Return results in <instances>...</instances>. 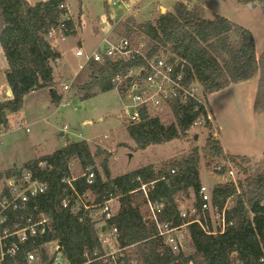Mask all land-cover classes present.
<instances>
[{
    "label": "trees",
    "instance_id": "1",
    "mask_svg": "<svg viewBox=\"0 0 264 264\" xmlns=\"http://www.w3.org/2000/svg\"><path fill=\"white\" fill-rule=\"evenodd\" d=\"M191 1L179 0L174 12L163 16L160 29L151 24L145 26L144 33L157 42L154 51L160 46L171 45L173 53L192 66L208 95L260 73L254 111L264 114V53L257 58L252 32L220 15L214 19L205 18V4L198 2L190 8L188 2ZM235 1L241 5L260 6L264 12V0ZM63 3L65 0L35 4L28 0H0V46L8 62L6 81L13 93L11 99L0 103L1 124L7 121L9 113L22 110L25 96L33 91L50 88L52 103L61 104L63 94L55 87L54 78V64L61 59V53L47 34L64 20V10L60 8ZM66 23L68 29L64 34L74 35L73 22L67 19ZM130 65L92 62L89 65L91 82L78 87L80 99L113 90L112 79L116 72ZM176 114L177 121L167 128L153 124L152 136L156 143H169L189 135L196 114L186 111ZM148 146L146 143L140 148ZM103 153H93L87 141L69 142L53 154L22 166L23 170H33L46 183L47 190L29 205L25 214L9 212L4 226L13 229L16 223L25 225L24 216L32 215L33 221H38L40 215H44L48 221L45 234L26 246L28 251L39 248L43 264H52L45 247L52 242L60 246L68 264H85L96 258L95 253H103L97 222L92 221L85 206L71 196L73 189L63 181L75 177L74 162L81 174L72 185L77 194L93 196V203L88 206L100 205L112 198L120 201V208L111 220L119 230V247L127 252L119 264H264V172L249 173L247 156L228 155L220 140L209 134L201 149H191L187 157L167 163L162 169L154 165L142 166L112 178L109 155L101 164L102 171L96 165V158ZM203 159L210 161V165L217 161V166L222 162L233 163L244 175L238 185L224 183L212 189L214 209L222 211L228 201L233 200L226 211L227 221L232 225L222 234L211 235L197 223L188 224L194 254L174 253L163 238L158 237L152 214H146L144 209L150 211L149 202L162 204L163 208L157 210L160 222L171 223L174 227L189 223L191 219L181 217L178 198L182 194L189 198L190 193H194L195 205L199 206ZM41 163H45V167H40ZM19 169L11 168L1 173L0 178L20 175ZM88 169L95 172L91 185L83 176ZM223 172L215 168L217 175ZM143 185H148L147 196L140 190ZM65 198H71L67 208L63 207ZM18 259L20 264H26L22 255ZM5 264L14 263L6 261Z\"/></svg>",
    "mask_w": 264,
    "mask_h": 264
},
{
    "label": "rangeland",
    "instance_id": "2",
    "mask_svg": "<svg viewBox=\"0 0 264 264\" xmlns=\"http://www.w3.org/2000/svg\"><path fill=\"white\" fill-rule=\"evenodd\" d=\"M28 1L34 4L42 0ZM115 1L117 0H65L77 28L76 35L60 40L56 45L52 42L63 56L61 62L54 66L55 87L59 92H64L61 84L71 83L75 73L79 71V65L83 63V59L75 54L79 43L83 44L86 53L92 54L102 37L110 32L112 39L122 37L142 39L145 37V26L153 24L160 29L163 16L167 12L173 13L179 0H124L114 6ZM208 1L210 4L207 0H192L190 8L197 2L205 4V18L214 19L216 15H220L249 29L254 36L256 55L259 58L264 53L262 8L241 5L235 0ZM160 6L166 9H161ZM104 18L108 24L102 23ZM117 21L120 22L116 24ZM112 24L117 25L115 30L111 27ZM127 26H130L129 29ZM159 32L161 33V30ZM4 59L0 46V88L4 92L0 93V103L7 89ZM259 78L260 73H257L248 81L233 84L209 95L210 105L217 117L214 127L200 128L194 133L189 132L183 139L160 144L154 141L156 139L152 136L154 130L140 127V124L130 125L126 121L123 105L115 89L98 93L86 100L80 99L78 87L91 82V70L87 68L75 78L72 91L59 106L52 103L50 88H42L25 96L22 110L8 114L7 121L1 125L5 134L0 144V173L41 156L51 155L67 142L87 141L93 153L104 152L96 158V165L100 171L102 162L109 155L111 177L116 178L142 166L154 165L162 169L167 163L187 157L191 149L195 147L201 149L209 134L220 140L228 155L247 156L249 173L264 172V114L254 111ZM21 127H27L30 131L27 133ZM146 143H149L148 147L140 148ZM74 163L72 169L75 173L73 176L76 177L81 174V170L77 162ZM217 163L215 161L210 165V161L206 159L201 163V182L210 189L225 183L215 173ZM236 173L239 179H244L239 170ZM178 199L181 210L189 209L196 204L194 193H190L189 198L182 194ZM93 200V196L88 194L85 205L92 204ZM111 205L114 206L116 213L120 208V201L115 200ZM144 210L150 215L147 208ZM85 211L92 221H101L99 207L90 210L85 208ZM209 216L211 228L217 229L216 216L214 213ZM182 231H186V228ZM184 253L194 254L191 242L187 241ZM126 254V251L121 250L117 254V261ZM108 259H105V262L101 261V264H111Z\"/></svg>",
    "mask_w": 264,
    "mask_h": 264
},
{
    "label": "built area",
    "instance_id": "3",
    "mask_svg": "<svg viewBox=\"0 0 264 264\" xmlns=\"http://www.w3.org/2000/svg\"><path fill=\"white\" fill-rule=\"evenodd\" d=\"M119 1L123 2L124 0H117L113 2V5L120 4ZM60 8L64 10V20L59 26L50 29L47 34V38L55 45L60 40L67 38L64 34V31L68 29L67 19L73 22V31H76L77 28L68 5L63 3ZM116 26L112 27L113 30ZM153 26L158 29L157 25ZM159 35L163 37L160 32ZM156 44L157 42L146 34L144 38L139 40L130 37L112 39L110 35H107L92 54L86 53L83 48H78L76 56L83 59V63L79 65V71L71 83L64 82L61 84L64 91L62 101L72 91L74 80L78 74L92 62L103 64L110 61L115 64H131L128 67L120 68L112 79L114 89L117 91L123 105L126 121L130 125L140 124V127L154 130L153 124L157 123L167 128L177 121V111L178 113L186 111L196 114L188 134L189 132L194 133L200 128L214 127L216 116L210 105L209 95L198 81L192 66L173 53L171 45L166 48L160 46L157 51H154ZM0 93L4 94L1 88ZM9 98L5 93L1 103L9 100ZM1 125L0 123V144L5 134L1 129ZM21 128L25 129L27 133L30 131L27 127ZM39 166L43 168L45 163H41ZM215 168L218 172L225 170L220 175L225 183L238 185L237 168L233 163L223 162ZM83 176L87 178L88 184H93L95 172L92 169H88ZM76 179L74 177L63 180L73 189L71 196L76 197V201L82 203L88 210L99 207L102 216L96 227L103 253H95L96 258L89 259L85 264H94L95 262L101 264V261L105 262L107 258H109V263L119 264L120 259L117 261V254L122 250L118 243L119 230L116 225L111 223L118 212V210L116 213L114 212V206L111 203L118 200V198L109 199L96 206L85 205L88 194L80 195L76 193L72 185ZM147 186L143 185L140 189L146 196ZM46 190V183L36 176L31 169L23 170L21 168L20 175L0 178V264H5L6 261L20 264L18 257L21 255L26 264H43L39 248L28 251L26 246L38 236L45 234L48 221L44 215H40L41 218L38 221H33L32 215L24 216L25 225L19 222L16 223L13 229L5 227L4 224L8 219L9 212L25 214L29 205L34 203L39 195L45 193ZM198 199L199 206L194 205L189 209L181 210V217L191 219V221L177 227H174L171 223L159 221L157 210L163 208L162 204L148 203L152 219L157 225L158 237L163 238L165 244L174 253L184 252L187 241L191 242V236L187 228L188 224L197 223L211 235L222 234L229 225H232L226 218V211L231 203L230 200L222 211L214 209L212 189L204 184H201L199 188ZM70 204L71 198L63 200L64 208L69 207ZM211 213H214L218 220V227L215 230L211 228L209 220ZM184 228L188 233L182 231ZM45 247L49 251L48 254L52 264H68L58 244L52 242L45 245Z\"/></svg>",
    "mask_w": 264,
    "mask_h": 264
},
{
    "label": "crops",
    "instance_id": "4",
    "mask_svg": "<svg viewBox=\"0 0 264 264\" xmlns=\"http://www.w3.org/2000/svg\"><path fill=\"white\" fill-rule=\"evenodd\" d=\"M42 1H44V0H42ZM214 1H220V0H214ZM29 2H30V1H29ZM38 2H40V1H38ZM207 2H208V4H210V1L207 0ZM36 3H37V2H36ZM197 3H198V2H197ZM34 4H35V3H34ZM195 4H196V3H195ZM188 5H189V7H190L191 2H188ZM160 8H161V9H163V8L166 9L164 6H160ZM167 11H168V10H167ZM109 20H110V19H109ZM119 22H120V21H117L116 24L119 23ZM102 23H103V24H104V23L108 24V22H106V18H104V19L102 20ZM116 24H112L111 27H114ZM102 30L104 31L105 28H103ZM110 33H111V32H110ZM110 33L104 35V36L102 37L101 41L104 39V37H106L107 35H110ZM74 35H76V31H75V34H74ZM74 35H72V36H74ZM69 37H70V36H69ZM101 41H100V43H101ZM100 43H99V44H100ZM99 44L97 45V47L99 46ZM78 48H83V44H82V43H81V44L79 43V46L76 48V51H77ZM83 49H84V48H83ZM59 51H60V50H59ZM60 53H61V51H60ZM3 54H4V53H3ZM75 54H76V52H75ZM4 57H5V56H4ZM62 58H63V56H62V53H61V59H60L58 62H56V63L54 64V66H56V64L60 63L61 60H62ZM4 61H5V70H6V69H8V62H7L6 58L4 59ZM87 68H89V66H88ZM87 68H86V69H87ZM75 75H76V73H75ZM78 75H79V74H78ZM77 77H78V76H77ZM54 78H55V77H54ZM73 78H74V77H73ZM55 82H56V81H55ZM6 88H7V89H5V90H6L5 93H6V95L8 96V91H9V88H10V87L8 86V84H7V87H6ZM31 93H32V92H31ZM60 93H61V92H60ZM61 94H62V93H61ZM50 96H51V90H50ZM11 98H12V97H11ZM216 120H217V117H216ZM24 130H25V129H24ZM29 130H30V129H29ZM25 132H26V131H25ZM67 144H68V142H67ZM62 148H63V147H62ZM225 152H226V151H225ZM41 157H42V156H41ZM39 158H40V157H39ZM37 159H38V158H37ZM34 160H36V159H34ZM30 161H33V160H30ZM30 161H28V162H30ZM28 162H26V163H28ZM26 163H24V164H26ZM24 164H23V165H24ZM23 165H22V166H23ZM22 166H14L13 168L18 167V168L21 169ZM0 174H1V173H0Z\"/></svg>",
    "mask_w": 264,
    "mask_h": 264
},
{
    "label": "water",
    "instance_id": "5",
    "mask_svg": "<svg viewBox=\"0 0 264 264\" xmlns=\"http://www.w3.org/2000/svg\"><path fill=\"white\" fill-rule=\"evenodd\" d=\"M164 9V8H163ZM8 96L11 98L13 96V93H12V90L9 89L8 91ZM195 139L197 140L198 139V135L195 136ZM69 141V140H68ZM19 171L21 172V169H19Z\"/></svg>",
    "mask_w": 264,
    "mask_h": 264
}]
</instances>
